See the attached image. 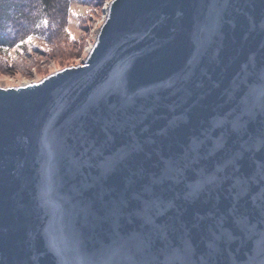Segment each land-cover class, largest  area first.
<instances>
[{"label": "water", "instance_id": "water-1", "mask_svg": "<svg viewBox=\"0 0 264 264\" xmlns=\"http://www.w3.org/2000/svg\"><path fill=\"white\" fill-rule=\"evenodd\" d=\"M0 264H264V0H110L0 85Z\"/></svg>", "mask_w": 264, "mask_h": 264}, {"label": "rangeland", "instance_id": "rangeland-1", "mask_svg": "<svg viewBox=\"0 0 264 264\" xmlns=\"http://www.w3.org/2000/svg\"><path fill=\"white\" fill-rule=\"evenodd\" d=\"M109 8L110 0H71L68 19L71 41L50 52L52 47L44 38L29 36L27 50L16 46L7 56H0V85L33 83L75 61L85 62Z\"/></svg>", "mask_w": 264, "mask_h": 264}, {"label": "trees", "instance_id": "trees-1", "mask_svg": "<svg viewBox=\"0 0 264 264\" xmlns=\"http://www.w3.org/2000/svg\"><path fill=\"white\" fill-rule=\"evenodd\" d=\"M71 0H0V56L21 46L29 36L44 38L52 47L71 41L68 19ZM23 41V43H22Z\"/></svg>", "mask_w": 264, "mask_h": 264}, {"label": "snow or ice", "instance_id": "snow-or-ice-1", "mask_svg": "<svg viewBox=\"0 0 264 264\" xmlns=\"http://www.w3.org/2000/svg\"><path fill=\"white\" fill-rule=\"evenodd\" d=\"M29 40H31V38L29 37ZM22 43H23V41H22Z\"/></svg>", "mask_w": 264, "mask_h": 264}, {"label": "bare ground", "instance_id": "bare-ground-1", "mask_svg": "<svg viewBox=\"0 0 264 264\" xmlns=\"http://www.w3.org/2000/svg\"><path fill=\"white\" fill-rule=\"evenodd\" d=\"M25 83H28V82L25 81ZM25 83H23V84H25Z\"/></svg>", "mask_w": 264, "mask_h": 264}]
</instances>
